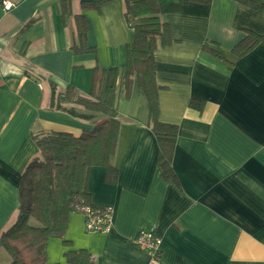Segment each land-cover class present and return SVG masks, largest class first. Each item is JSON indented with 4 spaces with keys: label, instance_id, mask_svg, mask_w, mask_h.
<instances>
[{
    "label": "crops",
    "instance_id": "1",
    "mask_svg": "<svg viewBox=\"0 0 264 264\" xmlns=\"http://www.w3.org/2000/svg\"><path fill=\"white\" fill-rule=\"evenodd\" d=\"M11 1L0 8V264L11 259L1 234L17 216L21 175L40 152L34 135H79L100 119L51 107L50 81L58 91L72 85L76 94L103 96L111 67H118V176L109 181L96 164L87 182L93 204L113 206L111 223L90 231L84 214L71 210L64 235L47 240V262L67 264L66 250L85 248L97 264H148V251L133 237L154 227L164 264H264V41L243 55L233 50L247 30L264 35V7L158 0L173 39L159 41L154 52L159 119L178 125L177 178L166 179L136 78L125 94L126 45L134 33L126 0L96 7L90 5L98 0ZM83 17L89 49L78 52ZM191 98L202 108L190 106Z\"/></svg>",
    "mask_w": 264,
    "mask_h": 264
},
{
    "label": "trees",
    "instance_id": "2",
    "mask_svg": "<svg viewBox=\"0 0 264 264\" xmlns=\"http://www.w3.org/2000/svg\"><path fill=\"white\" fill-rule=\"evenodd\" d=\"M103 1L98 0L90 6L96 7ZM239 1L256 9L264 7V0ZM159 11L158 0H126L125 15L134 33L132 41L126 45L125 94H130L136 78L138 86L147 96L149 123L159 143L158 158L162 174L166 179H176L172 156L178 125L159 119L160 85L155 80L154 59L158 42L167 45L173 39L170 26L161 20ZM82 24L79 41L73 45L78 52L89 49L84 17ZM261 41H264L263 34L247 30L233 50L243 55ZM117 77L118 67H111L104 87L102 74L99 89L104 87V95L100 93L94 97L76 94L72 85L58 91L55 82L50 81L51 107L82 118H93L99 114L100 119L91 129H85L79 135L68 131L40 132L34 135L40 152L23 170L19 181L17 216L1 234L2 245L11 258L7 264H49L46 256L48 238L64 235L69 212L76 210L77 203H92L87 188L91 166L104 165L106 178L109 181L117 179L118 170L112 164L120 124L118 110L114 105ZM93 82H96L95 79ZM69 103L81 104L87 110H79ZM189 105L202 108V103L194 98L189 100ZM31 219L36 222H31ZM65 256L67 264H97L91 252L85 248L68 249Z\"/></svg>",
    "mask_w": 264,
    "mask_h": 264
},
{
    "label": "built area",
    "instance_id": "3",
    "mask_svg": "<svg viewBox=\"0 0 264 264\" xmlns=\"http://www.w3.org/2000/svg\"><path fill=\"white\" fill-rule=\"evenodd\" d=\"M12 5L13 1L11 0H0V8L3 10L9 9ZM75 209L84 214L87 230H105L111 223L112 205H95L81 201L75 205ZM133 242L148 251L150 255L148 264H164L162 260V240L156 234L154 227L141 228L133 237Z\"/></svg>",
    "mask_w": 264,
    "mask_h": 264
},
{
    "label": "rangeland",
    "instance_id": "4",
    "mask_svg": "<svg viewBox=\"0 0 264 264\" xmlns=\"http://www.w3.org/2000/svg\"><path fill=\"white\" fill-rule=\"evenodd\" d=\"M33 220V222L35 221L34 219H32Z\"/></svg>",
    "mask_w": 264,
    "mask_h": 264
}]
</instances>
